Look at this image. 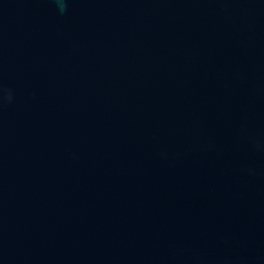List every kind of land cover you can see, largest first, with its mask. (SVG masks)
Returning <instances> with one entry per match:
<instances>
[{
    "label": "water",
    "instance_id": "water-1",
    "mask_svg": "<svg viewBox=\"0 0 264 264\" xmlns=\"http://www.w3.org/2000/svg\"><path fill=\"white\" fill-rule=\"evenodd\" d=\"M0 0V264H264V0Z\"/></svg>",
    "mask_w": 264,
    "mask_h": 264
},
{
    "label": "clouds",
    "instance_id": "clouds-1",
    "mask_svg": "<svg viewBox=\"0 0 264 264\" xmlns=\"http://www.w3.org/2000/svg\"><path fill=\"white\" fill-rule=\"evenodd\" d=\"M58 9L61 14L67 11V2L66 0H56Z\"/></svg>",
    "mask_w": 264,
    "mask_h": 264
}]
</instances>
